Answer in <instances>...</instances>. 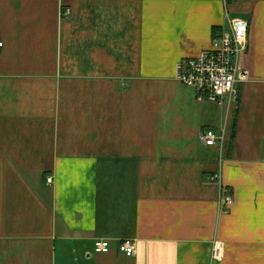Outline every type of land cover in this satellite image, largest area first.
Instances as JSON below:
<instances>
[{"label": "crops", "instance_id": "1", "mask_svg": "<svg viewBox=\"0 0 264 264\" xmlns=\"http://www.w3.org/2000/svg\"><path fill=\"white\" fill-rule=\"evenodd\" d=\"M228 19L235 107L175 80ZM0 44V264H264V0H0Z\"/></svg>", "mask_w": 264, "mask_h": 264}, {"label": "built area", "instance_id": "2", "mask_svg": "<svg viewBox=\"0 0 264 264\" xmlns=\"http://www.w3.org/2000/svg\"><path fill=\"white\" fill-rule=\"evenodd\" d=\"M69 11H66L68 14ZM248 36V23L242 19H228L227 26L213 33L210 47L197 57L185 58L176 65L175 80L190 88L195 93L196 101L212 102L219 106L228 104L236 106L239 87L248 81L247 73L239 65L240 56L245 53ZM2 45L0 44V47ZM201 144L207 147L220 145L224 140V130L217 133L213 129H205L199 135ZM216 176L212 181L217 180ZM46 184L52 183L47 177ZM219 206L227 213L234 204L229 191L219 184ZM110 241L99 239L94 242V253H108ZM119 253L126 257H133L136 253V242L124 239L118 242ZM223 245L213 244L212 260L221 257Z\"/></svg>", "mask_w": 264, "mask_h": 264}, {"label": "trees", "instance_id": "3", "mask_svg": "<svg viewBox=\"0 0 264 264\" xmlns=\"http://www.w3.org/2000/svg\"><path fill=\"white\" fill-rule=\"evenodd\" d=\"M235 113H236V110L233 112V117H235ZM234 125H235V120L232 121V126H231V130H230V139H232V137H233Z\"/></svg>", "mask_w": 264, "mask_h": 264}, {"label": "rangeland", "instance_id": "4", "mask_svg": "<svg viewBox=\"0 0 264 264\" xmlns=\"http://www.w3.org/2000/svg\"><path fill=\"white\" fill-rule=\"evenodd\" d=\"M231 195V194H230ZM232 196V195H231ZM212 249H213V247H212ZM211 259H212V250H211Z\"/></svg>", "mask_w": 264, "mask_h": 264}]
</instances>
